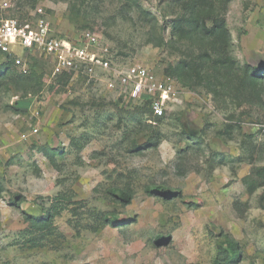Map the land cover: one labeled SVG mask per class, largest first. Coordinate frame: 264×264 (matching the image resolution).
<instances>
[{
  "label": "rangeland",
  "instance_id": "rangeland-1",
  "mask_svg": "<svg viewBox=\"0 0 264 264\" xmlns=\"http://www.w3.org/2000/svg\"><path fill=\"white\" fill-rule=\"evenodd\" d=\"M223 2L215 10L231 54L240 70L263 68L258 83L223 73L211 80L215 94L174 76L180 102L161 121L86 79L55 84L48 64L43 86L30 83L42 56L26 72L0 73V264H214L227 236L237 264H264V0ZM124 3L0 0V13L23 19L42 7L56 37L94 32L118 63L159 77L209 51L208 41L172 34L180 0H138L144 14ZM50 209L58 213L33 244L40 234L28 217Z\"/></svg>",
  "mask_w": 264,
  "mask_h": 264
},
{
  "label": "built area",
  "instance_id": "built-area-1",
  "mask_svg": "<svg viewBox=\"0 0 264 264\" xmlns=\"http://www.w3.org/2000/svg\"><path fill=\"white\" fill-rule=\"evenodd\" d=\"M0 55L24 72L31 58L42 56L50 67V78L71 74L72 79H86L116 100L149 103L154 119L167 117L180 102L176 79L159 77L145 66L118 63L110 45L94 32L56 37L42 7L23 19L0 13Z\"/></svg>",
  "mask_w": 264,
  "mask_h": 264
},
{
  "label": "trees",
  "instance_id": "trees-1",
  "mask_svg": "<svg viewBox=\"0 0 264 264\" xmlns=\"http://www.w3.org/2000/svg\"><path fill=\"white\" fill-rule=\"evenodd\" d=\"M81 2V5L88 1L95 0H76ZM125 2L124 4L135 11H139L144 14L138 0H120ZM183 4V14L178 16L173 22L172 34L178 39H185L195 37L199 40L209 42V51L203 52L196 58H191L189 61H182L176 67L171 66L165 71L166 76L179 79L183 84L194 87L191 83L193 79H197L200 84H206L207 88L218 94L216 84L211 80L219 82L221 76L227 75L228 77H234L240 83L247 84V87L254 88L258 83V76L263 68L251 67L246 64L243 69H239L236 59L231 54L232 46L230 40V34L227 28L225 17L222 12H217L215 9L221 8L224 4L223 0H180ZM71 9L77 10V6L73 4ZM80 11V9H79ZM173 43V41L171 40ZM4 57V56H3ZM6 63L0 66V73L8 72L14 67V62L4 57ZM32 60V58H31ZM36 61V60H35ZM36 63L31 66L30 74L27 80L30 83L38 82L40 87L43 86L44 76L47 74V64L42 65V71L35 69ZM263 72V71H262ZM224 73V75H223ZM236 74V75H234ZM226 77L224 76V79ZM72 79L71 74H64L55 79V84L62 87H66ZM29 83V84H30ZM179 83V81H178ZM180 84V83H179ZM136 114L140 117L144 114H148L152 117V111L149 103H144L141 106L135 107ZM164 117L158 120H163ZM55 166L54 158L48 153L45 154ZM263 171L258 173V176L264 180ZM262 173V175H261ZM1 189V185H0ZM250 191H254V188L250 187ZM164 194V193H163ZM118 198L128 204L131 200L129 191L120 192ZM58 211L52 209L45 210L42 216L28 217L30 226L38 236L34 235L30 242L33 244L39 242L43 231L49 229L52 225L53 219ZM115 224L114 221H109ZM163 237L159 236L157 242H162ZM241 259V251L238 243L230 237H226L225 241L218 245V256L216 257L214 264H237Z\"/></svg>",
  "mask_w": 264,
  "mask_h": 264
}]
</instances>
